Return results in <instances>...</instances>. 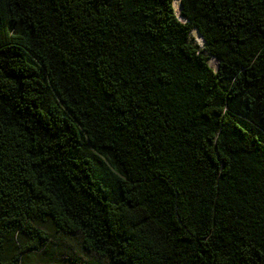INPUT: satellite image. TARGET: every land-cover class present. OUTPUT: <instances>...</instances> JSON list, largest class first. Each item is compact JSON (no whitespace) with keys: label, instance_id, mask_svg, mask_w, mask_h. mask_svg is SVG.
<instances>
[{"label":"trees","instance_id":"1","mask_svg":"<svg viewBox=\"0 0 264 264\" xmlns=\"http://www.w3.org/2000/svg\"><path fill=\"white\" fill-rule=\"evenodd\" d=\"M173 2L0 0V264H264V0Z\"/></svg>","mask_w":264,"mask_h":264},{"label":"rangeland","instance_id":"2","mask_svg":"<svg viewBox=\"0 0 264 264\" xmlns=\"http://www.w3.org/2000/svg\"><path fill=\"white\" fill-rule=\"evenodd\" d=\"M48 232L50 235L53 234L52 231H48ZM77 241H78V237L76 236L67 237L64 235L62 236V235L54 234L50 242L51 249L48 251V253L43 255L41 258L40 257L33 258L32 262H36V264L83 263L85 260L81 258L82 256L81 253L78 254V252L76 251L78 245ZM73 245H76V249H74ZM89 264H100V263L99 260L93 257L91 258Z\"/></svg>","mask_w":264,"mask_h":264},{"label":"bare ground","instance_id":"3","mask_svg":"<svg viewBox=\"0 0 264 264\" xmlns=\"http://www.w3.org/2000/svg\"><path fill=\"white\" fill-rule=\"evenodd\" d=\"M173 7L175 9V12H176V15L180 18V15H179V12H180V2L179 0H174L173 2ZM182 20V19H181ZM194 35L196 37V43L199 45V46H202V38L199 36V34L197 33V31L195 30L194 31ZM211 66L213 68H216L217 67V63H216V60L211 58V62H210Z\"/></svg>","mask_w":264,"mask_h":264},{"label":"water","instance_id":"4","mask_svg":"<svg viewBox=\"0 0 264 264\" xmlns=\"http://www.w3.org/2000/svg\"><path fill=\"white\" fill-rule=\"evenodd\" d=\"M198 33V32H197Z\"/></svg>","mask_w":264,"mask_h":264}]
</instances>
